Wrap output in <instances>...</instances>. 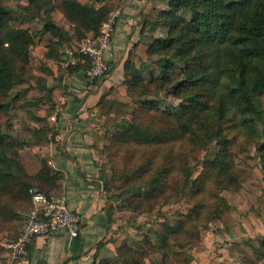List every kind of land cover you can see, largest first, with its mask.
<instances>
[{"label":"trees","instance_id":"16d2710c","mask_svg":"<svg viewBox=\"0 0 264 264\" xmlns=\"http://www.w3.org/2000/svg\"><path fill=\"white\" fill-rule=\"evenodd\" d=\"M124 1L29 0L18 8V16L0 1V115L8 116L15 103H20L16 114L22 112L37 123L47 124L31 128L33 140L23 147L33 149L43 140H56L50 117L64 91L63 79L69 81L78 73L88 78L89 65L81 63L82 56L76 51L88 33H100ZM64 21L71 26L69 30ZM139 37L128 51L123 81L107 89L100 103L88 112L95 114L96 120L117 122L124 111V132L118 137L122 144H163L165 136L144 127L132 110L159 111L153 101L142 97L149 94L151 86L158 90L175 86L173 96L182 101L181 108L170 114L182 134L195 137L203 150L212 141L219 147L216 157L205 164V170L214 176L215 189L239 192L242 185L236 171V139L257 142L258 123H264V0H168L167 9L143 18ZM68 50L75 51L72 58ZM73 61L77 63L71 65ZM62 63L69 64L63 75ZM146 70L152 71L149 82L144 76ZM49 81L54 83L47 87ZM95 83L89 79V84ZM16 88L20 93L11 98ZM88 127L96 130L95 145L107 148L110 142L105 131L92 123ZM20 147L22 144L8 131L0 129V243L19 237L33 207L32 190L48 197L62 194V173L41 160L40 172L28 174ZM245 150L243 147L242 152ZM260 152L264 161V144ZM101 174L106 193L123 180L109 168H102ZM162 175L163 181V169ZM165 189L159 169L152 178L129 189L139 198L136 203L133 195L129 197V205L137 209L157 201L164 197ZM203 194L197 187L194 197ZM256 195L259 207L250 209L264 223V186ZM221 204L220 200L215 205L199 202L189 214H178L177 225L169 228L163 224L166 230L155 233L157 242L148 236L132 246L126 244L119 249L117 262L101 264H146L148 256L156 254L165 264H191L190 247L200 237V228L206 229L230 209ZM114 205L108 198L106 211L115 213ZM148 227L143 230H151ZM169 244L172 250L166 248ZM240 246L243 263L254 264L248 256L264 260V238L249 239Z\"/></svg>","mask_w":264,"mask_h":264},{"label":"crops","instance_id":"0c3cea01","mask_svg":"<svg viewBox=\"0 0 264 264\" xmlns=\"http://www.w3.org/2000/svg\"><path fill=\"white\" fill-rule=\"evenodd\" d=\"M167 8L168 0H125L119 9L121 17L106 53L112 73L100 80L98 86L89 84V79L83 73L72 77L70 94L60 98L64 105L62 113L52 123L57 132L56 140L41 141L35 148L26 149L21 154V162L30 175L40 172L41 160H46L53 170L62 173V194L66 195L70 208L84 221L83 233L79 238L71 239L65 231L36 238L23 264L115 263L119 249L126 244L132 246L131 231H124L114 222L117 216L115 205V213L105 209L108 194L104 187L105 178L101 174V147L95 145L96 130L88 127L90 123L100 124L101 120H96L95 114L88 111L100 103L107 89L123 81L127 54L140 39L143 18L146 15L157 16L159 10ZM63 25L67 30L71 28L65 21ZM92 35L94 33L90 32L87 37ZM237 214L235 220L221 222L216 230L207 232L200 248L190 251L191 264H245L242 262L243 255L239 253L240 245L249 239H263L264 223L250 208H242ZM261 214L264 217V213ZM248 259L254 264H264L262 259L249 256ZM149 262L147 259L146 264Z\"/></svg>","mask_w":264,"mask_h":264},{"label":"rangeland","instance_id":"374dc122","mask_svg":"<svg viewBox=\"0 0 264 264\" xmlns=\"http://www.w3.org/2000/svg\"><path fill=\"white\" fill-rule=\"evenodd\" d=\"M0 1L13 11L12 14L14 16H18L19 7L29 3V0ZM185 17L189 16L185 14ZM147 40L150 41V39ZM70 64L74 65L73 62H70ZM68 66L69 64L62 63L63 70L61 75H63L64 69ZM151 73L152 71L149 72L148 70L144 72L148 82ZM155 75H159V72L156 71ZM70 80L63 79L64 91L57 99L55 110L51 113V117L56 116L57 120L64 108L60 98L70 94ZM53 83L49 81L47 87H50ZM97 83H95V86H98L100 81H97ZM171 87L169 90H158L156 86H151L149 94H145L142 97L143 100L153 101L155 106L160 109L159 111L155 110L146 113L140 108L132 110L135 119L144 127L161 132L165 136L164 143L153 146L139 143L122 144L118 137L124 132V125L122 124L125 121L126 113L121 111L118 118L120 120L117 122L109 120V118H103L100 124L97 125L105 131V139L110 142L107 148L100 149V159L102 168H109L113 171L114 176L123 178V180H120L119 187L111 189L107 194L117 208L116 220H114L115 217L113 219L115 224L123 228L124 231H129V233L131 231L133 235L130 236V238L132 237L130 240L131 245L133 242H140L148 236L152 238L153 242H157L156 234H162L166 230L163 224H166L169 228L177 225L179 221L178 214H189L199 202L209 201V203L215 205L220 200L222 206L227 209L230 208V211L228 210L223 215H220L219 219L212 222L206 229L200 228V237L190 247V251H192L194 248H200V244L208 231L216 230L221 222L228 223L230 220H235V217L238 216V211L242 210V208L249 209L253 207L258 209L259 202L256 191L264 186V161L260 157V147L264 144V123H258L257 142L248 144L244 139L238 137L235 142L234 149L238 153L235 157L236 171L242 189L239 192H219L213 185V174L205 170V164L214 159L219 153L217 142L212 141L203 150L195 137L182 134L176 119L172 116V112L180 111L182 101L173 96V88L175 86ZM19 93V89L16 88L10 93V97L14 98ZM262 102L264 108V95L262 96ZM19 105L20 103H15L8 116L0 115V129L8 131L23 147L33 140L31 128L47 124L42 123L40 125V123L33 121L32 118L22 112H20L21 114H16L14 110L15 108L18 109ZM163 110H169V113H165ZM51 117L50 122L54 123L51 121ZM135 119L132 121H135ZM98 138L100 140L103 139L102 136H98ZM43 141L45 143L46 140ZM22 147H20V156L24 153L23 151H26V148ZM243 147H246L247 150L242 152ZM159 169L161 171V182L166 183L164 197L157 201H151L145 206L135 207L137 209L131 208L128 201L129 197L133 198L134 195L129 189L135 183L146 182ZM162 169L165 177L163 181ZM129 179H132V182L127 183ZM137 185V187L140 186V184ZM197 187L204 191V194L194 197ZM211 196L215 200H211ZM134 197L136 198V203H138L139 198L137 196ZM146 225L151 230H142ZM17 227L19 228V226ZM2 243H0V264H14L7 259L6 253L1 246ZM166 248L172 250L173 245L169 244ZM156 255L148 256L149 264H165L161 256Z\"/></svg>","mask_w":264,"mask_h":264},{"label":"built area","instance_id":"2783aa9c","mask_svg":"<svg viewBox=\"0 0 264 264\" xmlns=\"http://www.w3.org/2000/svg\"><path fill=\"white\" fill-rule=\"evenodd\" d=\"M121 13L116 11L105 23L98 35L87 37L77 49L81 54L82 64H88L87 77L92 81L106 78L110 72V65L106 60V53L112 43L115 26ZM72 58L75 51L68 50ZM77 61H73L75 65ZM56 122V116L51 118ZM33 207L19 237L2 243L6 257L11 263L23 264L29 257V248L38 237H48L56 232L65 231L69 238H79L84 229L81 215L73 211L65 194L48 197L44 194L31 191Z\"/></svg>","mask_w":264,"mask_h":264},{"label":"water","instance_id":"95a60500","mask_svg":"<svg viewBox=\"0 0 264 264\" xmlns=\"http://www.w3.org/2000/svg\"><path fill=\"white\" fill-rule=\"evenodd\" d=\"M65 60H67V58H65ZM27 217H28V215H27Z\"/></svg>","mask_w":264,"mask_h":264}]
</instances>
